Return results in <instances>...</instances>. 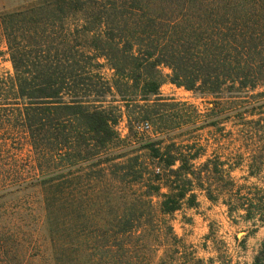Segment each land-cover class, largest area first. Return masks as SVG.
Returning a JSON list of instances; mask_svg holds the SVG:
<instances>
[{
  "label": "trees",
  "instance_id": "obj_1",
  "mask_svg": "<svg viewBox=\"0 0 264 264\" xmlns=\"http://www.w3.org/2000/svg\"><path fill=\"white\" fill-rule=\"evenodd\" d=\"M0 43V264H202L169 222L199 196L264 226V0H38Z\"/></svg>",
  "mask_w": 264,
  "mask_h": 264
},
{
  "label": "rangeland",
  "instance_id": "obj_2",
  "mask_svg": "<svg viewBox=\"0 0 264 264\" xmlns=\"http://www.w3.org/2000/svg\"><path fill=\"white\" fill-rule=\"evenodd\" d=\"M37 1L0 0V11H16ZM5 52L4 43H0V74L11 72V65ZM164 73H168V71L164 70ZM104 74L108 76L109 72L106 71ZM159 94L163 99L188 103L200 113H205L206 109L212 106L209 104L211 98L200 97L169 82H165L160 87ZM225 125L226 130L232 129V122ZM119 130L120 135H126L127 131L124 129V124L119 126ZM23 144L20 142V145ZM24 145L20 150L23 156L27 157L28 148ZM229 148L230 145L226 149ZM232 177L239 184L261 185L254 178L249 179L248 182L242 179L246 177L244 167L232 172ZM25 197L22 193L1 199L0 213L6 219L10 218L13 214L12 211L19 205L25 208L23 206ZM238 215L234 214L230 218L227 215L226 207L220 202L211 203L203 196H199L197 207L183 208L169 222L175 235L183 241L186 247H189V251H193L195 258L202 259V264H252L260 244L264 241V226L252 221L245 222Z\"/></svg>",
  "mask_w": 264,
  "mask_h": 264
}]
</instances>
